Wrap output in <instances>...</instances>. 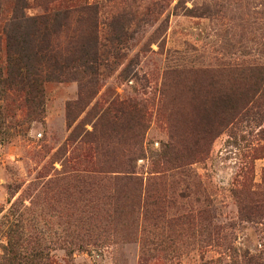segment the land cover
I'll use <instances>...</instances> for the list:
<instances>
[{
  "label": "rangeland",
  "instance_id": "374dc122",
  "mask_svg": "<svg viewBox=\"0 0 264 264\" xmlns=\"http://www.w3.org/2000/svg\"><path fill=\"white\" fill-rule=\"evenodd\" d=\"M79 2L115 46L98 71L55 74L36 118L0 87V264L8 238L23 264H264V93L214 106L264 65V0H0V36L66 13L62 60L90 36Z\"/></svg>",
  "mask_w": 264,
  "mask_h": 264
},
{
  "label": "trees",
  "instance_id": "16d2710c",
  "mask_svg": "<svg viewBox=\"0 0 264 264\" xmlns=\"http://www.w3.org/2000/svg\"><path fill=\"white\" fill-rule=\"evenodd\" d=\"M76 7L84 17H88L86 22H89L90 36L89 39L84 37L80 42L76 40L72 48L68 49L69 55L62 60L57 58L53 44L65 27L63 21L68 19L66 13L48 12L47 9L40 16L23 15L18 20L14 19L8 23L0 36V51L5 57L4 73H0L4 78L0 79V87L6 93L4 97L13 93L21 96L25 106H28L29 111L25 110L28 119L32 115L35 118L40 116L38 109L42 104L43 86L45 82L53 80L55 74H70L72 64H79L86 59L90 61L85 66L88 65L92 72H97L101 66L98 50L104 48L115 52L113 44L104 46L100 43L97 32L99 6L79 2L73 4V10ZM59 16L63 18L59 20ZM113 39L117 40L115 37ZM120 40L121 36L117 41ZM110 41L111 39L108 43ZM236 80L237 84L226 92L219 93L217 103L214 102L216 111L223 110V113L232 117V120L236 116L246 115L249 112L248 107L255 105L263 97L264 65L240 73ZM123 105L125 106V103ZM20 248L23 247L18 245L16 240L8 238V245L5 246L1 258L2 264H23ZM77 251L83 252L82 245L78 246ZM34 258L40 260L42 254Z\"/></svg>",
  "mask_w": 264,
  "mask_h": 264
}]
</instances>
